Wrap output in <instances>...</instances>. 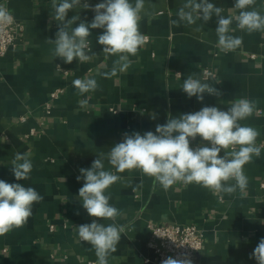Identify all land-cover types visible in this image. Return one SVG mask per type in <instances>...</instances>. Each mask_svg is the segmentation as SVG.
Masks as SVG:
<instances>
[{
	"label": "crops",
	"instance_id": "obj_1",
	"mask_svg": "<svg viewBox=\"0 0 264 264\" xmlns=\"http://www.w3.org/2000/svg\"><path fill=\"white\" fill-rule=\"evenodd\" d=\"M100 2L88 0L92 6ZM210 2L222 7L225 16L238 14L232 9L235 0ZM183 3L144 0L139 29L148 41L130 56L126 70L111 75L117 57L102 52L97 37L103 29H92L88 38L96 56L83 64L78 60L67 64L54 59V45L47 41L55 39L58 23L51 16V0H0L24 25L16 46L0 58V179L16 183L10 168L14 154L30 152L32 171L28 179L18 182L43 196L23 227L0 235V264L96 263L95 251L78 238L75 229L98 220L82 207L78 190L84 182L76 179L79 170L122 142L125 133L155 132L169 113L178 116L204 106L226 111L234 100L248 98L256 108L240 123L256 128L260 132L256 143L264 145V31L236 29L231 34L242 37V44L222 52L216 17L206 24L171 23L178 20ZM253 9L264 14V0H255L248 10ZM74 15L90 23L95 14L77 7L66 19ZM232 27L236 28L235 22ZM205 71L212 75L206 76ZM189 74L216 87L220 95L205 93L202 102L188 98L181 87ZM85 77L94 78L99 87L80 95L72 81ZM56 90L63 93L51 100ZM85 100L86 106L81 107ZM50 101L48 113L45 105ZM207 143L197 137L191 146ZM104 164L105 170L115 172L107 160ZM243 171L247 188L230 195L213 194L196 183L177 182L165 190L138 169L116 173L121 180L106 194L121 215L98 222L125 225L126 230L108 264H151L148 222L200 228L205 241L196 264H257L250 255L264 238V148Z\"/></svg>",
	"mask_w": 264,
	"mask_h": 264
},
{
	"label": "clouds",
	"instance_id": "obj_2",
	"mask_svg": "<svg viewBox=\"0 0 264 264\" xmlns=\"http://www.w3.org/2000/svg\"><path fill=\"white\" fill-rule=\"evenodd\" d=\"M53 15L57 23L55 39H47L54 45L52 55L71 64L78 60L81 64L90 61L97 54L93 52L92 29H103L98 35V44L102 52L116 56L111 75L126 70L130 56H135L146 41L140 32L139 22L144 10V0H102L92 6L88 0H51ZM255 0H235L232 9L225 16L224 9L210 0H184L177 11L178 20L171 21L179 26L180 22L193 25L197 21L204 24L216 17L217 45L222 52L235 50L242 44V37L232 35L236 29L248 33L264 31V14L253 9ZM82 7L94 12L90 23L80 16L66 19L68 12ZM77 21H79L77 23ZM14 22L12 13L0 5V29ZM235 22L236 28L232 27ZM76 25L73 27V25ZM59 66V65H58ZM179 74V72L177 73ZM72 85L80 95L95 91L99 85L94 78H77ZM188 98L204 100V94L220 95L218 89L202 82L189 74L181 87ZM87 100L81 103L85 107ZM256 108V102L248 98L234 100L226 111L216 106H204L199 111L182 113L178 116L168 114L165 124H157L155 132L147 131L125 133L122 142L115 143L107 154L97 155L89 168H81L76 179L83 180L78 190L82 207L90 217L98 220H115L121 215L119 209L110 204L106 190L121 180L116 173L138 169L154 180L163 189L168 190L177 182L196 183L209 191L232 194L237 189L243 192L248 179L244 174V165L259 157L264 145H257L260 132L240 121L250 117ZM152 119L156 115L152 114ZM199 137L208 142L204 146L192 147L191 142ZM223 152V155H221ZM31 153L17 152L11 161V171L16 183L0 179V235L23 227L32 216L33 205L43 200V196L33 187H25L18 181L29 178L33 165ZM115 169L105 170L104 161ZM235 181L234 184L229 183ZM93 219L91 223L76 226L78 238L91 245L97 257L96 264H108L109 256L116 252L125 225L110 223L105 225ZM250 258L257 264H264V238H261ZM162 264H192L188 258L167 257Z\"/></svg>",
	"mask_w": 264,
	"mask_h": 264
},
{
	"label": "built area",
	"instance_id": "obj_3",
	"mask_svg": "<svg viewBox=\"0 0 264 264\" xmlns=\"http://www.w3.org/2000/svg\"><path fill=\"white\" fill-rule=\"evenodd\" d=\"M14 17V16H13ZM24 31V25L14 18V22L0 29V58L7 55L8 51L16 46V42ZM148 41V38L145 42ZM206 76L212 75L211 72L205 71ZM63 90H56L51 94V100L57 99ZM46 111L49 113L51 109V101L45 105ZM116 114L117 110L111 108ZM148 231L150 233L147 246L154 253V259L151 264H162L167 257L172 258H188L192 264H196V260L200 251L204 247L205 236L203 231L194 224H157L148 222ZM96 264V263H92Z\"/></svg>",
	"mask_w": 264,
	"mask_h": 264
}]
</instances>
